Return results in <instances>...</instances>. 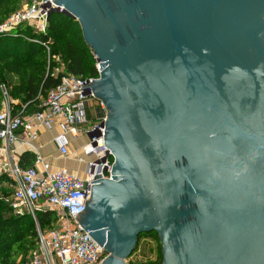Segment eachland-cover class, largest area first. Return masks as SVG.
<instances>
[{
    "label": "water",
    "instance_id": "1",
    "mask_svg": "<svg viewBox=\"0 0 264 264\" xmlns=\"http://www.w3.org/2000/svg\"><path fill=\"white\" fill-rule=\"evenodd\" d=\"M52 2L100 69L111 178L75 219L102 264L151 232L160 264H264V0Z\"/></svg>",
    "mask_w": 264,
    "mask_h": 264
},
{
    "label": "built area",
    "instance_id": "2",
    "mask_svg": "<svg viewBox=\"0 0 264 264\" xmlns=\"http://www.w3.org/2000/svg\"><path fill=\"white\" fill-rule=\"evenodd\" d=\"M52 1L29 0L0 23V36L18 37V29L44 35L52 11H63ZM24 38L44 48L47 70L54 63L53 75H59L54 88L39 93L33 110H29V102L12 99L6 84L0 85V179L12 189L5 201L14 215H30L37 233L35 247L29 250L25 264H102L107 253L75 219L85 210L91 183L111 178L113 156L103 136L106 111L89 89L98 76L84 79L65 72L58 57L51 60L48 43ZM95 68L99 75L98 63ZM41 128L57 130L52 142L60 157L85 164L81 174L65 168L51 171L41 155ZM80 137L85 141L75 150L71 142ZM20 149L34 154L32 167L19 165ZM46 211L53 212L56 220L41 230L36 214Z\"/></svg>",
    "mask_w": 264,
    "mask_h": 264
},
{
    "label": "trees",
    "instance_id": "3",
    "mask_svg": "<svg viewBox=\"0 0 264 264\" xmlns=\"http://www.w3.org/2000/svg\"><path fill=\"white\" fill-rule=\"evenodd\" d=\"M18 3L19 0H0V23L19 8ZM17 32L20 34L18 37L0 36V85L8 86L12 99L29 102V110L35 109L39 93L43 94L58 84L59 75H53L54 63L47 70V53L44 48L26 40L24 36L48 43L51 60L58 57L65 72L84 79L98 76L96 59L85 44L80 25L75 19L63 13H51L44 35L33 34L29 29H18ZM11 76L16 78V83H10ZM1 103L0 91V109ZM19 165L22 168L32 167L34 154L23 152L19 156ZM3 181L6 180L0 179V183ZM9 196L5 191L0 195V264H25L29 250L36 244V227L30 215L13 214L5 201ZM36 217L41 230H46L56 220L51 211L38 212ZM148 237L157 244L159 253L154 262L145 264H160V243L156 233L138 235L135 249L142 238Z\"/></svg>",
    "mask_w": 264,
    "mask_h": 264
},
{
    "label": "rangeland",
    "instance_id": "4",
    "mask_svg": "<svg viewBox=\"0 0 264 264\" xmlns=\"http://www.w3.org/2000/svg\"><path fill=\"white\" fill-rule=\"evenodd\" d=\"M28 1L29 0H19L18 6L21 7ZM10 82H12V80ZM84 141V137H80L78 140L71 142V147L76 150L83 145ZM68 166L70 170L77 171L80 174L85 170V164L70 163ZM1 191H5L10 194L12 192V189L10 186H7L5 190ZM135 250L136 251L125 260L127 264H145L148 262H154L159 253L157 244L151 237L142 238L140 240L139 246Z\"/></svg>",
    "mask_w": 264,
    "mask_h": 264
},
{
    "label": "crops",
    "instance_id": "5",
    "mask_svg": "<svg viewBox=\"0 0 264 264\" xmlns=\"http://www.w3.org/2000/svg\"><path fill=\"white\" fill-rule=\"evenodd\" d=\"M9 80L10 81L12 80V82H10L11 84L16 83V78L14 76H11ZM56 134H57L56 129L48 131V130L41 128L40 135H39V142L42 146V148H41L42 157L49 164L51 171H56V170H60L62 168H65L70 172L79 173L77 171L69 169L68 165L70 163L71 164L74 163L73 161L65 160L62 157H60L56 146L52 142L53 137ZM0 147H1V143H0ZM0 151H1V149H0ZM25 151L26 150H23V149L18 150L17 151L18 156H20ZM7 186H10V185L6 181H3L0 183V195H1V193L4 192L1 190H5Z\"/></svg>",
    "mask_w": 264,
    "mask_h": 264
}]
</instances>
